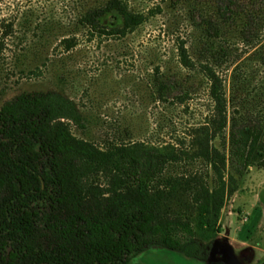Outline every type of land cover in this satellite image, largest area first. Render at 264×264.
<instances>
[{"label":"trees","instance_id":"1","mask_svg":"<svg viewBox=\"0 0 264 264\" xmlns=\"http://www.w3.org/2000/svg\"><path fill=\"white\" fill-rule=\"evenodd\" d=\"M262 2L215 0L214 17L193 12L210 44L212 65L206 62L203 73L214 111L181 148L102 150L73 134L72 127L84 131L86 123L63 95L24 94L6 102L0 108V264H136L153 250L199 261L195 220L212 229L250 169L264 171V83L257 87L254 77V68L264 67ZM112 14L121 29L103 25ZM143 23L122 0H110L80 15L74 33L113 36ZM231 32L249 50L237 62L229 47L213 53ZM71 42H64L68 51ZM225 65L227 88L216 71ZM156 85L161 101L178 89L183 101L188 96L166 74Z\"/></svg>","mask_w":264,"mask_h":264},{"label":"rangeland","instance_id":"2","mask_svg":"<svg viewBox=\"0 0 264 264\" xmlns=\"http://www.w3.org/2000/svg\"><path fill=\"white\" fill-rule=\"evenodd\" d=\"M108 1L0 0V108L24 94L57 93L73 101L84 117L86 129L72 127L73 134L102 150L188 145L192 131L214 111L203 73L211 63L210 44L193 12L214 17L215 0H122L144 17L140 27L103 37L82 28L74 33L80 15ZM263 7L257 13L264 22ZM102 23L122 28L116 14ZM68 39L75 44L69 51ZM217 43L213 53L229 47L235 62L249 51L233 32ZM185 58L192 66H185ZM254 70L258 87L264 67ZM216 71L227 88V66ZM163 74L187 90L184 101L179 89L168 101L160 100L156 78ZM263 212L264 171L255 167L227 201L217 225L201 229L195 220L196 240L203 245L199 261L153 250L136 264H264Z\"/></svg>","mask_w":264,"mask_h":264},{"label":"crops","instance_id":"3","mask_svg":"<svg viewBox=\"0 0 264 264\" xmlns=\"http://www.w3.org/2000/svg\"><path fill=\"white\" fill-rule=\"evenodd\" d=\"M254 212H255V211H253V214H252V216H254V215H255V214H254ZM263 215H264V212H263ZM263 215L261 216V218L263 217ZM254 225H256V224H254ZM253 228H254V226H253ZM222 234H224V232H223ZM248 244H249V243H248ZM250 244H251V243H250ZM254 252H255V249H253V250H252V253H254Z\"/></svg>","mask_w":264,"mask_h":264}]
</instances>
